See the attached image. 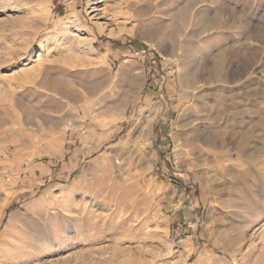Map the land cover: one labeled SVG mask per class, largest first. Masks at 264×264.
Masks as SVG:
<instances>
[{
    "label": "rangeland",
    "instance_id": "obj_1",
    "mask_svg": "<svg viewBox=\"0 0 264 264\" xmlns=\"http://www.w3.org/2000/svg\"><path fill=\"white\" fill-rule=\"evenodd\" d=\"M0 264H264V0H0Z\"/></svg>",
    "mask_w": 264,
    "mask_h": 264
},
{
    "label": "bare ground",
    "instance_id": "obj_2",
    "mask_svg": "<svg viewBox=\"0 0 264 264\" xmlns=\"http://www.w3.org/2000/svg\"><path fill=\"white\" fill-rule=\"evenodd\" d=\"M137 8H139V6H137ZM140 9H141V13H142V12H143V13H146V12H147V9H145L144 7L140 8ZM143 13H142V14H143ZM183 16H184V15H183ZM159 30H160L159 28H156V29L153 28L152 31L155 32V33H158ZM262 41H263V40H262ZM219 57L222 58L223 56L221 55V56H219ZM219 57H218V58H219ZM223 58H224V57H223ZM247 61H248V60H247ZM248 68H249V66H248ZM222 69H223V63H222V60H221V59H218V60L216 61V63L214 64V66H213V69H212V71H211V75L214 76L215 79H216V78L218 79L219 76L221 75V73L223 72ZM221 71H222V72H221ZM242 72H243V71H242ZM246 72H247V71H246ZM222 74H223V73H222ZM132 77H133V76H132ZM125 78H126V77H125ZM127 78H128V77H127ZM126 80H127V79H126ZM134 82H135V81H134ZM246 136H247V134H246ZM240 142H241V141H240ZM246 146H247V143L244 142L243 145H242V147H241V149H240V151H239L240 155H244V154L247 152V150L245 149ZM238 150H239V149H238ZM240 155L238 154V156H240ZM23 214H24V217H26V216H25V213H23ZM18 215H19V213H18ZM18 215H17L16 218L19 217ZM85 215H86V214H85ZM12 216L14 217V215H12ZM22 216H23V215H22ZM83 216H84V215H83ZM86 216H87V215H86ZM13 217H11V218H13ZM29 217H32V216L29 215ZM29 217H28V218H29ZM87 217H89V216H87ZM91 217H92V216H91ZM19 218H20V217H19ZM32 218H34V217H32ZM83 218H84V217H83ZM88 219H89V218H88ZM12 220H15V217H14ZM20 220H22V219L20 218ZM24 220H25V218H24ZM90 220H91V219H90ZM83 223H84V219H83ZM95 226H97L98 228L95 227ZM95 226H93V228H95L96 230L99 229V226H98V225H95ZM101 230H102V229H100V231H101ZM103 231H104V230H103ZM105 232H106V231H105ZM93 233H97V232L94 230ZM90 234H91V233H90ZM92 235H94V234H92ZM101 235H102V234H101ZM102 236H103V235H102ZM93 237H94V236H93ZM93 237H92V238H93ZM106 237H108V236H106ZM109 237H110V235H109ZM94 238H96V237H94ZM88 239H89V238H88ZM88 239H87V240H88ZM90 239H91V238H90ZM90 239H89V240H90ZM102 239H103V238H102ZM102 239H101V240H102ZM106 239H107V238H106ZM85 240H86V239H85ZM89 240L86 241V243H88ZM101 240H100V242H102ZM103 240H104V239H103ZM92 241H93V240H92ZM92 241H91V242H92ZM80 242H82V241H80ZM84 242H85V241H84ZM94 242H95V244H97V243L99 242V240H97V238H96V239H94ZM100 242H99V243H100ZM81 244H83V243H81ZM81 244H79V245H81ZM95 244H94V245H95ZM101 244H102V243H101ZM79 245H78V246H79ZM86 245H87V244H86ZM91 245H93V244H91ZM68 246H69V245H68ZM75 246L78 247L77 245H75ZM87 246H88V245H87ZM98 246H99V244H98ZM33 247H34V246H33ZM88 247H89V246H88ZM91 247H92V246H91ZM92 248H94V247H92ZM95 248H96V246H95ZM110 248H111V247H110ZM98 249H99V248H98ZM100 249H102V248H100ZM100 249H99V250H100ZM66 250H67V249H66ZM105 250L107 251V248H106ZM113 251H114L113 254L115 255V253L117 252V250H113ZM122 251H123V250H122ZM102 252H103V250L101 251V253H102ZM120 252H121V251H120ZM120 252H119V253H120ZM105 253H106V252H105ZM105 253H103V254H105ZM111 253H112V252H111ZM111 253H110V254H111ZM117 253H118V252H117ZM121 253H122V252H121ZM124 254H125V253H124ZM114 255H113V256H114ZM111 258L114 259L113 257H111ZM67 259H68V258H67ZM110 260H111V259H110ZM110 260H109V261H110Z\"/></svg>",
    "mask_w": 264,
    "mask_h": 264
},
{
    "label": "crops",
    "instance_id": "obj_3",
    "mask_svg": "<svg viewBox=\"0 0 264 264\" xmlns=\"http://www.w3.org/2000/svg\"><path fill=\"white\" fill-rule=\"evenodd\" d=\"M128 117H130V115L128 114L127 115V117H124L123 118V122H125L127 119H128ZM127 118V119H126ZM95 151L93 150V148L90 150V148H89V150H87V153H89V154H92V153H94Z\"/></svg>",
    "mask_w": 264,
    "mask_h": 264
}]
</instances>
